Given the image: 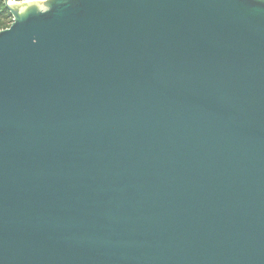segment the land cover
I'll use <instances>...</instances> for the list:
<instances>
[{"label": "water", "instance_id": "obj_1", "mask_svg": "<svg viewBox=\"0 0 264 264\" xmlns=\"http://www.w3.org/2000/svg\"><path fill=\"white\" fill-rule=\"evenodd\" d=\"M2 2L0 264H264V0Z\"/></svg>", "mask_w": 264, "mask_h": 264}, {"label": "trees", "instance_id": "obj_2", "mask_svg": "<svg viewBox=\"0 0 264 264\" xmlns=\"http://www.w3.org/2000/svg\"><path fill=\"white\" fill-rule=\"evenodd\" d=\"M7 21L11 22V16L8 10L5 8L2 0H0V29L3 28Z\"/></svg>", "mask_w": 264, "mask_h": 264}, {"label": "rangeland", "instance_id": "obj_3", "mask_svg": "<svg viewBox=\"0 0 264 264\" xmlns=\"http://www.w3.org/2000/svg\"><path fill=\"white\" fill-rule=\"evenodd\" d=\"M27 1V0H26ZM22 1H19V2H17V3H21ZM40 5V7L42 8L43 6L41 5V4H39ZM12 18V17H11ZM11 24V22H8L7 21V23H5V25L3 26V28H1V29H4V28H7V27H9V25ZM0 29V30H1Z\"/></svg>", "mask_w": 264, "mask_h": 264}, {"label": "built area", "instance_id": "obj_4", "mask_svg": "<svg viewBox=\"0 0 264 264\" xmlns=\"http://www.w3.org/2000/svg\"><path fill=\"white\" fill-rule=\"evenodd\" d=\"M10 2H19V1H25V0H9Z\"/></svg>", "mask_w": 264, "mask_h": 264}]
</instances>
